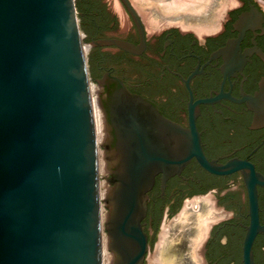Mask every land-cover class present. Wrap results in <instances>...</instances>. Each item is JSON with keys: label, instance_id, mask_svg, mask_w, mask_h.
Wrapping results in <instances>:
<instances>
[{"label": "water", "instance_id": "95a60500", "mask_svg": "<svg viewBox=\"0 0 264 264\" xmlns=\"http://www.w3.org/2000/svg\"><path fill=\"white\" fill-rule=\"evenodd\" d=\"M81 5L0 0V264H105V234L108 264H145L143 220L159 173L166 180L195 157L214 174H254L246 160H210L194 118L190 128L169 119L120 77L106 74L97 90ZM251 195L245 264H255L260 230L255 187Z\"/></svg>", "mask_w": 264, "mask_h": 264}, {"label": "flooded vegetation", "instance_id": "af4514ba", "mask_svg": "<svg viewBox=\"0 0 264 264\" xmlns=\"http://www.w3.org/2000/svg\"><path fill=\"white\" fill-rule=\"evenodd\" d=\"M81 2L97 90L106 74L120 77L169 119L190 128L194 118L210 160H246L254 169L214 174L194 157L166 180L159 173L143 220L145 264L152 257L163 264L175 245L194 264H245L252 187L260 227L252 253L255 264H264V0H217L215 18L197 26L154 23L132 0Z\"/></svg>", "mask_w": 264, "mask_h": 264}, {"label": "rangeland", "instance_id": "374dc122", "mask_svg": "<svg viewBox=\"0 0 264 264\" xmlns=\"http://www.w3.org/2000/svg\"><path fill=\"white\" fill-rule=\"evenodd\" d=\"M133 3L154 23L166 25L169 22H180L182 24L197 26L214 19L217 0H132ZM123 22L128 21L124 11H120ZM103 146H101V152ZM102 182L105 178L102 177ZM105 211V210H104ZM106 212V211H105ZM106 235V234H105ZM175 245L170 252L171 255L162 260L163 264H194L191 258H187L185 250L178 249Z\"/></svg>", "mask_w": 264, "mask_h": 264}, {"label": "bare ground", "instance_id": "6f19581e", "mask_svg": "<svg viewBox=\"0 0 264 264\" xmlns=\"http://www.w3.org/2000/svg\"><path fill=\"white\" fill-rule=\"evenodd\" d=\"M94 102H95V114H96V124H97L98 139H99V141H101L100 122H99V116H98V110H97L95 94H94ZM102 169L103 168H102V152H101V170ZM104 183L105 182H102V196H104V194H105ZM105 214H106V212L103 211V219L104 220L106 218ZM106 242H107V235H104V262H105V264H108V261H107L108 248H107Z\"/></svg>", "mask_w": 264, "mask_h": 264}]
</instances>
